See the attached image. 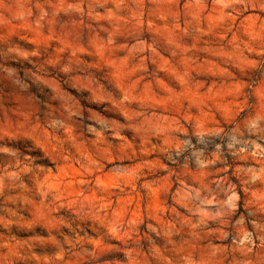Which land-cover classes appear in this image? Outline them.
<instances>
[{
	"label": "rangeland",
	"instance_id": "rangeland-1",
	"mask_svg": "<svg viewBox=\"0 0 264 264\" xmlns=\"http://www.w3.org/2000/svg\"><path fill=\"white\" fill-rule=\"evenodd\" d=\"M0 264H264V0H0Z\"/></svg>",
	"mask_w": 264,
	"mask_h": 264
},
{
	"label": "trees",
	"instance_id": "trees-1",
	"mask_svg": "<svg viewBox=\"0 0 264 264\" xmlns=\"http://www.w3.org/2000/svg\"><path fill=\"white\" fill-rule=\"evenodd\" d=\"M211 139H206V141H210ZM216 144L217 143H210L209 145H207L208 146V148H205V150L206 151H211V150H213L215 147H216ZM199 148H202V149H204L203 147H199ZM240 194H241V196H242V192L240 191Z\"/></svg>",
	"mask_w": 264,
	"mask_h": 264
}]
</instances>
